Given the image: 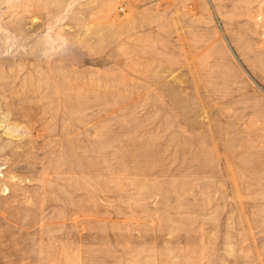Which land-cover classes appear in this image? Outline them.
Masks as SVG:
<instances>
[{
	"label": "rangeland",
	"instance_id": "374dc122",
	"mask_svg": "<svg viewBox=\"0 0 264 264\" xmlns=\"http://www.w3.org/2000/svg\"><path fill=\"white\" fill-rule=\"evenodd\" d=\"M0 264H264V0H0Z\"/></svg>",
	"mask_w": 264,
	"mask_h": 264
}]
</instances>
